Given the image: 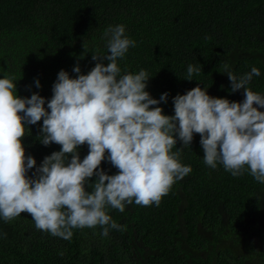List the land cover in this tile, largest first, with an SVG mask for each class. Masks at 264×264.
I'll return each mask as SVG.
<instances>
[{"label":"trees","instance_id":"trees-1","mask_svg":"<svg viewBox=\"0 0 264 264\" xmlns=\"http://www.w3.org/2000/svg\"><path fill=\"white\" fill-rule=\"evenodd\" d=\"M116 24L136 41L118 61L121 74L145 69L150 95L169 93L159 105L166 115L172 97L198 83L212 97L241 102L243 89L230 91L226 71L240 76L257 67L261 75L248 87L264 94V0H0V78L13 75L21 97L48 99L60 70L75 77L78 64L87 74L97 62L92 53L106 54L103 33ZM189 64L202 70L191 81ZM41 124L23 138L37 166L60 149L36 141ZM199 140L194 134L184 149L177 141L181 163L192 170L158 206L108 209L121 226L108 236L97 226L73 229L64 240L37 229L27 212L0 220V264H264V184L247 171L233 177L221 165L206 166ZM87 151L80 146L81 159ZM101 168L117 171L106 161Z\"/></svg>","mask_w":264,"mask_h":264},{"label":"clouds","instance_id":"clouds-1","mask_svg":"<svg viewBox=\"0 0 264 264\" xmlns=\"http://www.w3.org/2000/svg\"><path fill=\"white\" fill-rule=\"evenodd\" d=\"M125 31L123 24L109 25L103 33L106 54L92 53L97 62L87 74L78 64L72 68L75 77L60 70L48 99L38 92L21 97L13 75L0 78V220L27 212L37 229L64 240L73 229L97 226L101 236H108L121 227L109 208L123 212L133 202L158 206L191 172L176 144L190 148L194 134L200 136L206 166L221 165L233 177L247 171L264 184V111L259 110L264 94L248 87L260 70L224 73L232 93L243 89L241 102L212 97L198 83L172 97L173 114L166 115L159 105L168 102L169 93L153 98L145 69L121 74L118 61L136 46ZM200 71L189 64L186 80ZM34 85L41 87L38 79ZM40 121L36 141L60 149L37 166L33 156H26L23 138ZM82 145L88 151L81 159ZM102 161L116 173L102 169Z\"/></svg>","mask_w":264,"mask_h":264}]
</instances>
